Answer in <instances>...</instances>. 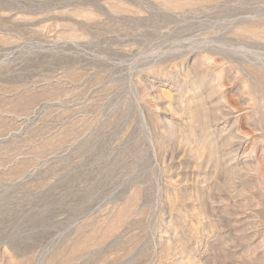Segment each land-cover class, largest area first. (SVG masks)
I'll list each match as a JSON object with an SVG mask.
<instances>
[{"label": "rangeland", "instance_id": "obj_1", "mask_svg": "<svg viewBox=\"0 0 264 264\" xmlns=\"http://www.w3.org/2000/svg\"><path fill=\"white\" fill-rule=\"evenodd\" d=\"M0 264H264V0H0Z\"/></svg>", "mask_w": 264, "mask_h": 264}]
</instances>
